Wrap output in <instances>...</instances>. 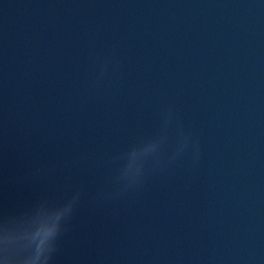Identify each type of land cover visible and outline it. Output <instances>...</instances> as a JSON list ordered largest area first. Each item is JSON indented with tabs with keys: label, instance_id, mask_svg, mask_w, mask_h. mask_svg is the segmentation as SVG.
I'll use <instances>...</instances> for the list:
<instances>
[{
	"label": "water",
	"instance_id": "95a60500",
	"mask_svg": "<svg viewBox=\"0 0 264 264\" xmlns=\"http://www.w3.org/2000/svg\"><path fill=\"white\" fill-rule=\"evenodd\" d=\"M0 264H264V0H0Z\"/></svg>",
	"mask_w": 264,
	"mask_h": 264
}]
</instances>
